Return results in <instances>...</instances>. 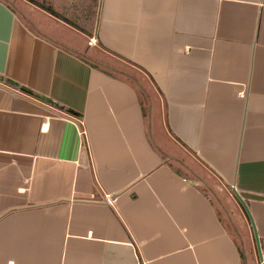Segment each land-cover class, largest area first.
<instances>
[{
	"label": "crops",
	"instance_id": "crops-1",
	"mask_svg": "<svg viewBox=\"0 0 264 264\" xmlns=\"http://www.w3.org/2000/svg\"><path fill=\"white\" fill-rule=\"evenodd\" d=\"M27 9L0 0V264H264V0H103L135 74Z\"/></svg>",
	"mask_w": 264,
	"mask_h": 264
},
{
	"label": "rangeland",
	"instance_id": "rangeland-1",
	"mask_svg": "<svg viewBox=\"0 0 264 264\" xmlns=\"http://www.w3.org/2000/svg\"><path fill=\"white\" fill-rule=\"evenodd\" d=\"M23 11L27 10L34 14L42 13L44 9L32 3L27 4V0H17ZM53 6L60 13L69 19L87 26L88 40L90 37L98 36V17L102 9L103 0H41ZM31 4V5H30ZM85 44V42H84ZM87 45V44H86ZM96 57L102 62L110 61V65L126 69L130 74H135L132 70L135 65L121 58L112 57L102 45L94 43ZM111 56V60H109ZM101 64V63H99ZM203 185V184H202ZM205 186V185H204Z\"/></svg>",
	"mask_w": 264,
	"mask_h": 264
},
{
	"label": "trees",
	"instance_id": "trees-1",
	"mask_svg": "<svg viewBox=\"0 0 264 264\" xmlns=\"http://www.w3.org/2000/svg\"><path fill=\"white\" fill-rule=\"evenodd\" d=\"M29 1L40 6L41 8L45 9L46 11L54 14L55 16L64 19L68 23L72 24L74 27H76V28L80 29L81 31L85 32L86 34H88L87 26L69 19L68 17H66L65 15L60 13L57 9H55L53 6H51V5L45 3L44 1H41V0H29Z\"/></svg>",
	"mask_w": 264,
	"mask_h": 264
},
{
	"label": "water",
	"instance_id": "water-1",
	"mask_svg": "<svg viewBox=\"0 0 264 264\" xmlns=\"http://www.w3.org/2000/svg\"><path fill=\"white\" fill-rule=\"evenodd\" d=\"M236 194H237L238 198L241 200V202L243 203V205L245 206V208H246V210H247V212H248V214H249V216H250V218H251V221H252V223H253V220H252V217H251V215H250V211H249V209H248V206L246 205V202L242 199V197H241L238 193H236ZM253 226H254L255 235H256L257 242H258L259 249H260V239H259V236H258V233H257V231H256V228H255L254 223H253ZM260 252H261V251H260Z\"/></svg>",
	"mask_w": 264,
	"mask_h": 264
},
{
	"label": "built area",
	"instance_id": "built-area-1",
	"mask_svg": "<svg viewBox=\"0 0 264 264\" xmlns=\"http://www.w3.org/2000/svg\"><path fill=\"white\" fill-rule=\"evenodd\" d=\"M98 42V38L97 37H93L90 39V44H93V43H97Z\"/></svg>",
	"mask_w": 264,
	"mask_h": 264
}]
</instances>
